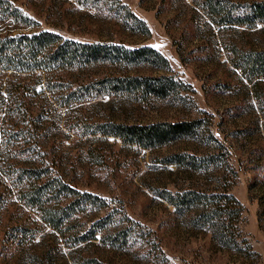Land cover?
<instances>
[{"label": "rangeland", "instance_id": "obj_1", "mask_svg": "<svg viewBox=\"0 0 264 264\" xmlns=\"http://www.w3.org/2000/svg\"><path fill=\"white\" fill-rule=\"evenodd\" d=\"M10 1L32 20L9 22L3 28L11 33L48 29L79 41L155 48L165 56L168 68L149 69L144 64L136 71L171 73L189 86L184 91L189 99L185 97L179 104L154 101L131 112L145 121L206 113L211 119V135L175 138L161 146L144 147L110 134L86 132L83 122L67 127L63 108H46L43 93L30 90L35 80H39L35 89L41 88V75L0 73V88L8 79L17 87L24 84V100L34 104L28 106L29 115L23 119L13 116L8 121L0 110V155L12 166L51 159L52 168L62 179L105 200L106 205L95 215L87 213L71 221V232L83 231L95 216L111 208L136 222L135 228L142 232L141 239L126 247L99 244L97 248V238L69 244L39 217L36 207L17 197L19 183L11 172L0 171V264H74L75 255H90L94 249L100 264H162L151 256L148 241L153 249H160L163 264H264V77H259V95L255 97L252 80L230 60L231 44L242 50L264 46V21L252 27L215 25L200 0H120L145 24L147 32H141L129 28L104 6L86 8L75 0ZM81 105V115L86 116L107 109V104L95 99ZM40 106L46 110L38 117ZM131 114L126 112L125 118L131 120ZM2 130L7 132L5 137ZM210 151L219 156L215 166L191 168L163 160L176 152L200 156ZM221 160L232 171L225 173ZM223 186L241 204L237 226L245 240L237 249L213 240L208 229L194 220L192 209L179 212L161 196V190L208 193L221 191Z\"/></svg>", "mask_w": 264, "mask_h": 264}, {"label": "trees", "instance_id": "obj_2", "mask_svg": "<svg viewBox=\"0 0 264 264\" xmlns=\"http://www.w3.org/2000/svg\"><path fill=\"white\" fill-rule=\"evenodd\" d=\"M75 2L86 8L104 6L110 14L113 13L129 28L147 32L143 21L120 0ZM200 5L215 25L252 27L255 22L264 21V0H200ZM17 21L28 23L32 20L22 14L10 0H0V73L9 71L14 72V75L19 74L18 72L25 75H41V88L35 89V84L39 80L31 83L29 88L32 92L43 93L46 108L50 105L52 108L54 106L63 108V119L67 127L83 122V127L84 124L87 126L84 130L86 132L110 134L122 141L144 147L161 146L175 138L211 135L209 129L211 119L206 113L203 116L186 119L145 121L138 120L136 114L131 112L144 108L147 103L154 101L179 104L185 97L189 99L184 93L189 86L171 73L152 74L136 71V68L143 67L144 64H147L149 69L168 68L165 56L155 48L149 45L129 46L113 41H79L63 37L48 29L11 33L3 28L9 22ZM230 51L232 65L237 67L245 78L252 80L254 95L258 97L256 84L259 77H264V46L242 50L231 44ZM132 69L134 70L131 71ZM23 85L19 84L17 87L8 79L0 88L1 117L5 116L8 121L13 116H20V119H23L26 113L29 115L28 106L34 105L24 100L26 92L22 89ZM103 96L107 99L102 101L100 98ZM91 99L107 104V109L101 113L81 115L83 107L81 103ZM115 104L117 109L112 114L111 110ZM40 110L36 114L38 117H41L46 109L40 106ZM129 111L132 113L131 120L125 118V113ZM6 133L2 130V137H5ZM20 133L21 136L24 135L23 132ZM15 134L17 138L19 132ZM28 142L32 145L30 147H34L31 140ZM217 146L222 147V144L217 142ZM34 154L39 156L38 151ZM4 156L8 158V155ZM163 160L191 168H205L208 165H217L219 156L212 151L200 156L176 152L164 156ZM221 162L225 173L232 171L225 160ZM52 167L54 166L51 159L49 161L41 159L26 166H12V163L0 155V171L11 172L13 179L19 183L17 197L23 203L36 207L39 217L63 235L69 244L97 238L98 242L94 244L97 248L99 244L126 247L141 239L142 232L135 228L137 223L113 208L95 216L96 218L83 231L71 232L73 221L82 219L81 217L87 213L95 215L94 213L104 207L106 202L97 194L76 189L62 179L60 173L58 174ZM221 189L208 193L194 189L173 193L161 190V196L179 212L192 209L194 220L208 229L213 240L221 246L237 249L238 244L245 240L239 235L237 226L241 204L226 192V186ZM258 219L260 225V215ZM148 242L151 246V256L163 264L165 260L160 249L155 247L153 249V244ZM96 251L97 249L92 250L90 255L77 254L72 261L74 264H100ZM145 253L148 254L149 251Z\"/></svg>", "mask_w": 264, "mask_h": 264}]
</instances>
